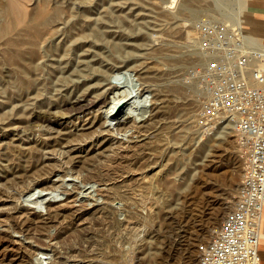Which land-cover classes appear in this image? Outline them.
Returning <instances> with one entry per match:
<instances>
[{"label": "rangeland", "instance_id": "374dc122", "mask_svg": "<svg viewBox=\"0 0 264 264\" xmlns=\"http://www.w3.org/2000/svg\"><path fill=\"white\" fill-rule=\"evenodd\" d=\"M58 1H61L66 8L75 10L84 6L93 8L96 13L105 9H108L113 14H120V10L127 12L130 16L125 18V21H127L126 26H121L120 28L111 26L108 29V39L120 42L125 48L123 55L113 56L116 62L112 63V66L120 69L135 70L134 72L137 73L148 68L149 72L144 74L141 82L146 88H152L153 93L160 95V101H157L159 102L158 111L157 108H152L153 110L150 113L147 112L145 114V118L141 122L144 123L139 137L133 138V141L137 139L142 145L141 152L138 155V158H140L138 162L142 163L141 166L138 164L135 173L136 176L141 172L146 173L145 183L147 184H143V188H128L126 197L125 195L123 196L125 193L124 187L109 184L108 186L111 187H108L109 193L116 196L114 200L110 199L109 202L108 200H105L106 202L101 200L106 195L104 188L101 189L102 194H104L99 197L101 199L95 200L99 193H95L94 198L89 197L92 199V203L83 207L86 208L83 210H85V217H87L78 224V229L75 228V230L74 227L67 228V233L70 237L66 233L65 242L67 243L69 239L70 243H77L81 229L84 232L89 230L91 234L95 235V239L101 237L97 239V241H100L98 243H102L101 245L98 244V246H102L100 248L102 254L108 250V257H106L109 261L108 264H196L198 245L209 240V236H211V233L206 231L207 226L213 218L216 219L213 223L217 224L218 222L220 226L227 213L233 207L237 188L242 177L244 149L233 132L232 134L220 133L217 135H213V133L207 135L200 132L197 136L194 132L196 128L193 121L194 116H189L185 113L187 102L193 96H197L198 99L194 112H197L201 101L205 97L201 76L195 72V69H201L204 66L205 56H209L206 51L195 44L194 40L196 38L193 25L201 18L217 21L211 17H225L224 14L217 10V6L221 5L220 7L218 6V9L221 8L224 11L230 9L228 11H232L236 6L237 0H192V7H196L199 10L198 15L194 18H191L189 10L182 6V3L186 0H72V3H69V0L68 2L67 0H51V3L55 5L59 3ZM73 1H76L75 5ZM234 2L235 5H233ZM37 4H41L40 0H27L29 8ZM76 4L78 5L76 6ZM225 18L218 20H224ZM189 31L192 34L187 37ZM119 33H122L121 39L118 38L120 37ZM5 39L0 38V117H3V120L0 119V133L10 134L11 127L16 126L18 123L13 122L12 118L16 116L23 118L24 107L27 104L32 105L35 99L45 100V97L51 99V94L59 92L61 97H67L65 92H69L71 88H68L69 85L61 86L54 81V84L57 85H54L51 90L41 89L40 95L34 97L32 93L30 99L26 101L22 99L18 106H14L12 100L14 96L11 90L14 72L8 58L11 53V47L5 43ZM88 39L90 38L76 37L78 44ZM89 47L85 45L80 49L74 50V55H76L73 57L72 54L74 63H83L84 54H97L100 52L93 47ZM102 50L107 52V49ZM96 58L95 55L94 59ZM82 79L75 78L77 81ZM172 88L177 91L172 93ZM19 108L21 109L17 111ZM58 108L54 109V114L61 112V108H59L60 111ZM11 120L13 123H9ZM2 127H4V130ZM125 132L129 133V130ZM114 135L119 137L121 133ZM3 140L5 141L0 136V178H2L0 179V184H3L2 181L5 182L4 186H0L1 189L3 188L2 190L0 189V264H41L36 262L33 250L30 247L32 244L28 241V236H26L31 234L34 229L29 227L28 230L30 232H27V234L26 231L28 230L25 228H28L30 224L37 231L34 230V233H42L39 227L43 220L41 217L45 216L44 218H46L47 216L45 212L49 198L53 200V202L51 201L52 212H55L56 209L60 212L63 209L69 212L66 206H57L65 195L60 190L49 189L48 192V189H43L40 194H44V196H51L55 193L58 195L49 197L45 207L29 203L31 206L29 207L28 205L30 208L29 212L32 213L28 212L26 215L23 214L19 217L13 216V219L10 216L7 219L6 213L9 210V213H13L14 206H26L28 204L24 201L25 197L29 193L34 192L35 189H29V185L27 186L30 178H28V173L25 172V167L29 164L30 159L28 154L25 153L26 148L23 147L21 149L12 146V144L7 145ZM205 143L208 144L206 151L200 153L199 147ZM75 145L74 147H78L77 144ZM108 147H111L109 143ZM108 150L110 151V148ZM106 151V149L101 152L97 150L95 155H98V153L101 155ZM92 153L94 152L90 151V154ZM153 154L157 156L156 163H150V167L145 163L147 164L146 168L143 163L148 155ZM143 155L144 158L142 157ZM57 157L55 153L46 154L48 159L53 160ZM80 157V155H76L75 161L80 159ZM52 163L54 165H51L57 168V163ZM199 167H202V170ZM158 177L163 178L159 179ZM51 179L57 180L55 176H52ZM62 179L64 181L68 180L67 182L75 180L68 175L58 180ZM16 182L22 186H19ZM21 187L25 188L26 191L29 189L31 192L20 196V193L17 192L23 189L20 190ZM14 188L16 189L14 190ZM87 190L90 189L87 188L85 192ZM52 191L54 192L52 193ZM50 192L52 193L51 195ZM128 192L133 193L129 195ZM14 194H17V196L15 197ZM82 196L88 197L80 194L77 198ZM119 200L122 202V209L115 211L113 209ZM69 201L71 204L74 203L73 205L75 206L79 204V201L74 202L73 198ZM1 202L3 205H1ZM102 204L104 205L103 207L101 206ZM107 206L108 208H106ZM101 209L103 212H101ZM149 210H151V214L147 216ZM36 211L39 214L38 217L35 216ZM104 212L105 214L109 212L107 213L108 220L105 221L101 218V216L104 217ZM12 213L10 215H13ZM89 215L92 216L89 218ZM23 219L24 222L21 221ZM63 219L65 222L69 218L65 216ZM137 219L141 222L138 226L134 227L133 223L127 226L126 221L132 222ZM14 220L16 221L13 222ZM89 220L94 221L93 227L98 225L101 227V232L104 230L101 233L104 236L100 235L99 230L95 228L93 230V227L87 228ZM7 221L10 224L12 223L11 225L14 228L10 227ZM16 222L19 224L22 222L21 225H23L21 226ZM18 226L23 231L26 230L24 232L21 231V234L25 235L24 238L20 236V231H17L18 233L10 231L11 228L19 230ZM100 227L96 226L99 229ZM7 228L10 229L8 230ZM105 228L108 231V235H106L107 231ZM94 231L98 233L96 234ZM75 237L78 238V241ZM72 238L74 241H72ZM103 241L108 243V247ZM105 248H108L106 252ZM135 255L138 256L135 257ZM141 258H143V261Z\"/></svg>", "mask_w": 264, "mask_h": 264}, {"label": "bare ground", "instance_id": "6f19581e", "mask_svg": "<svg viewBox=\"0 0 264 264\" xmlns=\"http://www.w3.org/2000/svg\"><path fill=\"white\" fill-rule=\"evenodd\" d=\"M245 1L246 0H237L236 6L232 11H228L230 9L227 11L221 8L218 9V6H221L218 5L217 10L221 12V14H224L226 18L218 16H212L211 18L217 21L231 22L239 25L242 22L241 17L245 7ZM40 2V5L37 4L29 8L27 6V0L0 1V38H6L5 43L11 47V53L8 58L14 72V79H12L13 86L11 85L14 96L12 99L14 106H18L22 99L24 101L30 99L32 93L34 97L40 95L41 89L51 90L54 85H57L54 84V81L61 86L69 85L68 88L71 89L69 92H65L67 93V97H61L59 92L51 94V99H48V97H45V100L35 99L32 105L25 102L27 105L24 107V117L18 118L16 116L12 118L13 122L18 123L16 126L11 127V132L7 131L10 134L0 133V136L5 139L3 142H6L7 145L12 144V146L16 148H26L25 153L28 154L30 161L25 167V172L28 173V178L31 180H29L27 186L29 185V189H35L32 193H29L31 192L29 189L26 191L25 188H23L24 186L20 188V190L23 188L21 191L18 190L17 192L16 190L17 193H20V196L29 193L24 200L28 204H26V206L13 205V213L10 212L13 215H10L9 210L8 213H6L8 216L7 219H9L10 216V218H12L13 216L19 217L23 214L26 215V213L29 212V207H31L29 203L31 205L35 204L36 206L45 207V203L49 197L58 195L56 193L51 195L54 192L52 191V193L50 192L51 196H44V194H40V191L43 189H48V192L49 189L56 191L60 190L65 197L57 206H66L69 212L65 209L61 212L57 211V209L55 212H52L51 201L53 202V200L49 198L48 207L45 212L47 216L46 218H44L45 216L41 217L43 220L41 219L42 221L39 229L42 233H34L36 230L32 228L30 224L28 228H25L28 230L29 227H31V229L35 230H32L31 234L26 236H28L27 239L32 244L29 245L33 250L36 262L41 264H108L109 261L108 258H106L108 257V250L106 252L108 248H105L106 253H101L100 248H102V246L100 245L102 243L100 244L98 243L100 241H97V239L101 238L99 234V238L96 237L97 239H95V235L91 234L89 230L84 232L81 229V232L78 234L80 235L79 241L77 240L78 238H76L77 236L75 237L78 241L77 243H70L71 241L69 242V239L66 243L65 236L67 235L70 237L67 233V228L74 227V229H78V224L83 222L87 217H85L86 212L83 210L86 208L83 207H85L86 204L92 203V199L89 197H93L95 193H99L95 200L102 197L104 195L102 194V188L105 189L104 192L106 195L103 196V199H99L102 201L104 200L103 202H106L105 200L109 202L110 199L114 200L116 198L114 194L111 195L109 193V184L124 187L123 190H125V193L123 196L125 195V197L128 188H143V184H147L145 183L146 173L141 172L137 176L135 173L138 164L141 166L142 163L138 162V159H140L138 155L141 152L142 145H140L141 143H139L137 139L133 141V138L139 137L144 123L141 122L145 118V114L147 112L150 113L153 110L152 108H157L158 111L159 102L157 101H160V95L153 93L152 88H146L141 82V78L144 77V74L149 72L148 68L137 73L134 72L135 70L120 69L112 66V63L114 64L116 62L113 56H119V54L123 55L125 53V48L120 42L108 39V29L111 26H117L119 28L121 26H126L127 21H125V18L130 16L127 12L120 10V14H113L111 11H108V9H105L102 12L96 13L94 9L90 7L83 6V8H78L76 10L66 8L61 1H58L59 3L55 5L51 3V0H40ZM191 2L192 0H186L182 3V6L187 8L190 17L194 18L198 15L199 10H197L196 7H192ZM69 3H72V0H69ZM75 3L76 1H73L74 5ZM77 5L78 4H76V6ZM233 5H235V2ZM220 18L225 19L218 20ZM119 34L120 37L118 38L121 39L122 33ZM187 34L188 37L192 32L189 31ZM76 37H89L90 39L78 44ZM194 42L200 47L197 39H195ZM85 45L93 47L96 51L100 52L97 54H84V58H82L84 61L83 63H74L72 59V54L73 57L76 56L74 55V50H77V48L80 49ZM102 49H107V52H104ZM95 55L97 57L96 59H94ZM208 57V55L205 56L204 65L207 63ZM75 78L83 79L77 81ZM176 91L175 88L171 89L172 93ZM197 103V96H193L190 101L187 102L185 111L189 116L193 115L194 119L197 113L194 112ZM58 107L61 108V112L54 114V109ZM20 109L21 108L17 109V111ZM0 119L3 120V117H0ZM13 122L11 120L9 123ZM2 128L4 130V127ZM126 130H129V133L125 132ZM194 132L197 136L200 134L197 128H195ZM232 132L233 134L235 133L233 125H222L213 132V135L220 133L232 134ZM118 133H121V136L118 137L114 135H118ZM108 143L111 147H108ZM75 144H77L78 147H74L76 146ZM7 145L5 146L8 147ZM207 146V143L200 145L199 152L206 151ZM108 148H110V151ZM105 149L107 150L106 152L100 153L101 155H99V153L95 155L97 150L101 152L102 150L105 151ZM90 151L94 153L90 154ZM47 153H55L58 157L53 160L48 159L46 158ZM75 154L80 155V159L75 161ZM142 157L144 158V155ZM89 158L90 160H88ZM156 160V155H148L145 162L143 161V165L147 163L149 165L148 167H150V163L155 164ZM52 162L57 163V168L51 165H54ZM147 164H145L146 168ZM199 168L202 170V167ZM143 169L145 168L143 167ZM65 175L71 176L75 180L71 182H67L68 180L64 181L63 179L58 180L64 178ZM52 176H55L58 181L56 179H51ZM158 178L160 179L163 177ZM2 183L4 184L5 182L2 181ZM17 184L16 186L19 185ZM2 185L0 184V186ZM87 188L90 190L85 192ZM15 189L16 188H14V190ZM80 194L88 197L82 196L83 198H77ZM14 195L15 197L17 196V194ZM71 198H73L74 202L79 201L78 206L73 205L74 203H70L69 200ZM1 205H3L2 202ZM121 205V200L117 201L113 210L118 211L122 209ZM101 206L103 207L104 205L102 204ZM106 208H108V206ZM103 210L101 212H103ZM105 212L103 213L104 217L100 215L104 221L108 220L107 213H109L107 212L105 214ZM147 214V216H150L151 210H149ZM38 215L37 212L35 216L38 217ZM65 216H68L69 219L64 222L63 218H65ZM91 216L89 215L88 217L90 218ZM97 218L99 219V217ZM215 220L216 219L213 218L206 229V231L211 233V236H209L210 238L219 226L218 222L217 224L213 223ZM15 221L16 220L13 222ZM21 221L24 222V219ZM8 223L10 224V222ZM21 223L17 224L21 225ZM93 223L94 221L89 220L87 223L88 226L85 225L90 229L93 227ZM132 223L133 226L136 227L141 222L138 219L132 222L126 221L127 226ZM11 224L10 227H12ZM96 224L98 223L96 222ZM96 226L100 227L98 225ZM96 226L93 227V230L95 228L100 231L101 227L99 229L96 228ZM18 227L19 230H13L12 228L14 227L7 229L14 232L20 231L21 234L23 229L20 226ZM211 229H213V231L210 232ZM103 231H100V235H102L101 233H103ZM27 232L30 231L28 230L26 233ZM73 232L72 234H74ZM106 235H108V231ZM20 236L24 238L25 235L23 236V234H21ZM73 238L72 241H74ZM103 242L105 243V241ZM98 244L100 245L98 246ZM107 244L106 242V247H108ZM137 256L138 255H135V257ZM142 259L143 258H141V260Z\"/></svg>", "mask_w": 264, "mask_h": 264}, {"label": "built area", "instance_id": "2783aa9c", "mask_svg": "<svg viewBox=\"0 0 264 264\" xmlns=\"http://www.w3.org/2000/svg\"><path fill=\"white\" fill-rule=\"evenodd\" d=\"M200 48L209 54L195 72L205 97L194 125L212 134L233 125L243 146L242 177L232 209L212 237L198 245L196 264H259L258 236L264 206V46L241 23L198 19Z\"/></svg>", "mask_w": 264, "mask_h": 264}, {"label": "crops", "instance_id": "0c3cea01", "mask_svg": "<svg viewBox=\"0 0 264 264\" xmlns=\"http://www.w3.org/2000/svg\"><path fill=\"white\" fill-rule=\"evenodd\" d=\"M242 28L264 46V0H246L241 17ZM259 264H264V206L258 236Z\"/></svg>", "mask_w": 264, "mask_h": 264}]
</instances>
